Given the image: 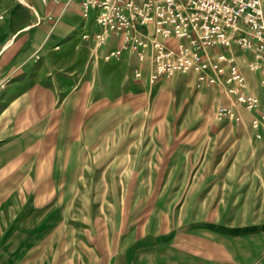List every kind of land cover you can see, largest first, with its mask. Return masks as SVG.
Listing matches in <instances>:
<instances>
[{
  "label": "rangeland",
  "instance_id": "obj_1",
  "mask_svg": "<svg viewBox=\"0 0 264 264\" xmlns=\"http://www.w3.org/2000/svg\"><path fill=\"white\" fill-rule=\"evenodd\" d=\"M86 24L2 83L0 264H264L257 112L218 121L228 96L189 73L135 79Z\"/></svg>",
  "mask_w": 264,
  "mask_h": 264
},
{
  "label": "built area",
  "instance_id": "obj_2",
  "mask_svg": "<svg viewBox=\"0 0 264 264\" xmlns=\"http://www.w3.org/2000/svg\"><path fill=\"white\" fill-rule=\"evenodd\" d=\"M81 16L96 27L97 45L117 46L104 59L132 54L135 79L192 74L216 88L229 104L216 108L218 121L241 120L242 107L257 112L253 130L264 129V0H78ZM5 12L0 8V21ZM235 48V51L232 49ZM238 52L241 57H238ZM256 74L262 96L252 93L245 72ZM260 137V134H256Z\"/></svg>",
  "mask_w": 264,
  "mask_h": 264
},
{
  "label": "crops",
  "instance_id": "obj_3",
  "mask_svg": "<svg viewBox=\"0 0 264 264\" xmlns=\"http://www.w3.org/2000/svg\"><path fill=\"white\" fill-rule=\"evenodd\" d=\"M0 8L5 12L0 21V106H6L4 94H13L3 81L56 54L71 32L86 30L91 20L82 18L78 0H0ZM109 44L111 49L117 46L116 41Z\"/></svg>",
  "mask_w": 264,
  "mask_h": 264
}]
</instances>
